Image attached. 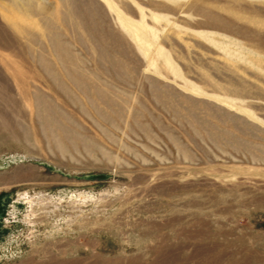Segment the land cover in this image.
Here are the masks:
<instances>
[{"label":"rangeland","instance_id":"obj_1","mask_svg":"<svg viewBox=\"0 0 264 264\" xmlns=\"http://www.w3.org/2000/svg\"><path fill=\"white\" fill-rule=\"evenodd\" d=\"M0 264H264V0H0Z\"/></svg>","mask_w":264,"mask_h":264}]
</instances>
